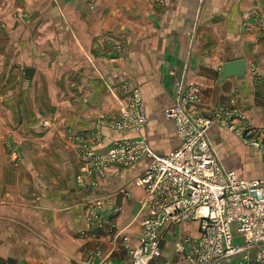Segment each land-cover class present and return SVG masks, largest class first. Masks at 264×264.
<instances>
[{
	"label": "crops",
	"instance_id": "crops-1",
	"mask_svg": "<svg viewBox=\"0 0 264 264\" xmlns=\"http://www.w3.org/2000/svg\"><path fill=\"white\" fill-rule=\"evenodd\" d=\"M158 1L95 0L91 9L86 0H0V264H88L92 253L97 264L129 262L120 236L135 245L141 233L144 191L134 182L148 161L79 184L75 138L99 131L105 152L138 137L99 124L117 118L134 89L149 117L142 135L159 154L182 142L164 116L181 81L201 88L204 112L232 107L240 91L233 108L264 141V28L243 27L246 14L264 19V0H172L167 9ZM118 45L120 55L108 52ZM238 60L246 79L224 81L223 65ZM210 136L228 170L264 180V152L219 126ZM93 200L114 232L89 229ZM197 225L178 237L166 231L153 264H186L176 245Z\"/></svg>",
	"mask_w": 264,
	"mask_h": 264
},
{
	"label": "built area",
	"instance_id": "built-area-1",
	"mask_svg": "<svg viewBox=\"0 0 264 264\" xmlns=\"http://www.w3.org/2000/svg\"><path fill=\"white\" fill-rule=\"evenodd\" d=\"M86 1L92 9L95 0ZM248 18L263 24L258 15ZM122 49L114 50V54L120 55ZM239 95L236 90L231 97L232 107L204 112L199 108L201 88L181 81L174 103L164 110L182 140L180 147L169 154L154 151L142 135L149 117L139 89L132 90L120 105L117 118L99 121L110 130L133 131L138 137L117 139L105 152L97 151L103 140L99 131L75 138L80 146L79 184L105 178L111 167L126 171L148 161L146 170L134 182L144 191L141 233L135 245H131L129 236H120L129 253L127 264H153L162 256L165 232L193 222L198 224V235L186 236L176 245L177 255L186 264H264V180L244 179L228 170L210 136L219 126L244 145L264 152L259 130L233 108ZM90 205L86 220L89 229L114 232L111 221L102 216V203L93 200ZM100 256L92 253L87 263L97 264Z\"/></svg>",
	"mask_w": 264,
	"mask_h": 264
},
{
	"label": "water",
	"instance_id": "water-1",
	"mask_svg": "<svg viewBox=\"0 0 264 264\" xmlns=\"http://www.w3.org/2000/svg\"><path fill=\"white\" fill-rule=\"evenodd\" d=\"M33 71L28 69L27 76H31ZM230 77H235L239 81H244L247 77V62L245 60L231 61L223 65L222 79L225 81Z\"/></svg>",
	"mask_w": 264,
	"mask_h": 264
},
{
	"label": "rangeland",
	"instance_id": "rangeland-1",
	"mask_svg": "<svg viewBox=\"0 0 264 264\" xmlns=\"http://www.w3.org/2000/svg\"><path fill=\"white\" fill-rule=\"evenodd\" d=\"M169 1H172V0H159L157 3H158V5H160L161 7H166V9H167V5L170 3ZM250 14V13H249ZM249 14H246V16L244 17V19H243V27H244V30L246 31V32H249L250 30H251V25L252 24H254V25H257L258 26V28H261V27H264L263 25H264V19H262V17H261V15L260 14H252V15H249ZM253 15H258L259 17H260V19H261V21H262V25H260L259 23H258V21L256 22V20L255 19H251L250 21H249V19L250 18H248V20H246V17H249V16H253ZM253 21V22H252ZM246 24L247 25H249V27H247L246 26ZM113 46V45H112ZM121 46L120 45H118V46H114V47H111V48H109L108 49V52H110V54H114V50H117V49H119ZM188 224H197V223H186V224H184V226L182 225V227L180 228V227H174V228H171V229H173L175 232H176V234L177 235H175L174 234V236H180V229H181V231L184 233V234H188V232H189V230L186 228V226L188 225ZM198 226V225H197ZM184 227L186 228V230H184ZM194 231H195V227H194V229H193ZM197 231V230H196ZM195 231V232H196ZM173 232V231H172ZM196 236V235H195ZM184 237H182V239H183Z\"/></svg>",
	"mask_w": 264,
	"mask_h": 264
}]
</instances>
